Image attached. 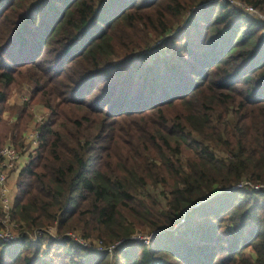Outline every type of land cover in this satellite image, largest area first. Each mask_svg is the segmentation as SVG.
<instances>
[{
	"label": "trees",
	"instance_id": "1",
	"mask_svg": "<svg viewBox=\"0 0 264 264\" xmlns=\"http://www.w3.org/2000/svg\"><path fill=\"white\" fill-rule=\"evenodd\" d=\"M32 101L48 112L0 264H264L260 18L227 0H0V148Z\"/></svg>",
	"mask_w": 264,
	"mask_h": 264
},
{
	"label": "built area",
	"instance_id": "2",
	"mask_svg": "<svg viewBox=\"0 0 264 264\" xmlns=\"http://www.w3.org/2000/svg\"><path fill=\"white\" fill-rule=\"evenodd\" d=\"M233 5L236 3L234 0H227ZM241 2V1H240ZM240 4V3H239ZM241 6H237L240 8H243V10L249 14H254L258 18H260L262 21H264V15L261 13H258L256 10H254L252 7L246 5L245 3L241 2ZM28 100V97H23L22 101ZM37 116V114H36ZM44 116L38 117L39 121H43ZM38 123V122H36ZM39 132L37 130V127L34 124V127L30 128V130L25 134V146H29L30 153L36 148L37 146V140H38ZM19 149H17L14 145L11 143H5L0 148V156L2 158L1 164H0V209H1V218L0 222L2 227L0 228V242H15L18 240L19 235L16 233L14 227H16V224L11 220V211H12V203L13 199L10 195V190L7 182V174L11 170H13L16 166L19 164V158H20ZM242 184L238 185L237 187H240ZM254 188H259V186H254ZM10 227H12L10 229ZM69 235H72L69 233ZM152 237L151 235H143V236H136L134 238L142 240L145 244L149 243L150 239ZM82 243H84L81 240ZM97 251L103 250V248L100 245H96L95 248Z\"/></svg>",
	"mask_w": 264,
	"mask_h": 264
},
{
	"label": "rangeland",
	"instance_id": "3",
	"mask_svg": "<svg viewBox=\"0 0 264 264\" xmlns=\"http://www.w3.org/2000/svg\"><path fill=\"white\" fill-rule=\"evenodd\" d=\"M240 1L241 0H234V2L236 3L235 6H241L240 4H241L242 1L241 2ZM27 90H29V88L26 85V83H23L22 85H18V86H16L13 89L10 97L8 98V101L6 102V106H5L4 111H3V120L4 121H6V122L8 121V123H10V124L15 121V119L17 118L18 114H20V111L22 109L21 108L22 105H23L22 98L23 97H27V94H28ZM18 95H19V99L20 100H15L14 97H16ZM47 112H48V109L44 105H42V103L37 102V101H32L31 105L29 106V109H28V113H29V116H30L31 119H30V121H29V123H28V125H27V127L25 129V132H23V134H22L21 142L19 140V137H17V135L15 134L16 140H14V138L6 136L4 138V144L5 143H11L15 147H19L18 149L22 153L23 152L24 153L25 152L28 153L29 148L24 146V144H25V134L30 130V128L34 127V124L36 126L38 123H40L41 121L38 120V117H40V116H42V117L44 116L45 117V113H47ZM36 114H37V116H36ZM36 122H38V123H36ZM23 135H24V140H23ZM22 140H23V143H22ZM20 157H22L21 153H20ZM13 170L17 172L18 171V166H16ZM7 177H8V174H7ZM10 195H11V190H10ZM159 198L161 199V201L163 203L165 202V198L162 195H160ZM11 228L12 227H10V229ZM139 234L141 235V233H139ZM137 236H138V234H137ZM74 237H75V235H74Z\"/></svg>",
	"mask_w": 264,
	"mask_h": 264
},
{
	"label": "crops",
	"instance_id": "4",
	"mask_svg": "<svg viewBox=\"0 0 264 264\" xmlns=\"http://www.w3.org/2000/svg\"><path fill=\"white\" fill-rule=\"evenodd\" d=\"M19 95L16 96V97H14L15 100H20L19 99ZM26 147L29 148L28 145ZM21 154H22V157L19 158L18 171L23 166V164L26 163V161L28 160L29 154H30V150H28V153H26V152L25 153L24 152L22 153L21 152ZM11 171L8 173L7 182H8L9 189L11 190V196H12V198H14L15 193H16V182H17V174H18L17 172L18 171L17 172L14 171V170L12 172Z\"/></svg>",
	"mask_w": 264,
	"mask_h": 264
}]
</instances>
